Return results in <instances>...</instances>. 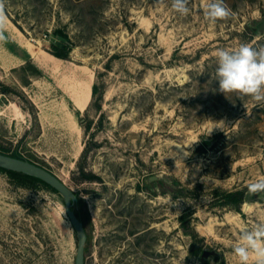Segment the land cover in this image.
<instances>
[{"label": "rangeland", "instance_id": "1", "mask_svg": "<svg viewBox=\"0 0 264 264\" xmlns=\"http://www.w3.org/2000/svg\"><path fill=\"white\" fill-rule=\"evenodd\" d=\"M209 2L0 0V153L78 196L85 264H239L264 222V102L215 74L217 50L264 47V0L215 23ZM78 242L59 192L0 170V264H76Z\"/></svg>", "mask_w": 264, "mask_h": 264}, {"label": "clouds", "instance_id": "2", "mask_svg": "<svg viewBox=\"0 0 264 264\" xmlns=\"http://www.w3.org/2000/svg\"><path fill=\"white\" fill-rule=\"evenodd\" d=\"M168 0H157L159 4H166ZM172 8L181 15L190 11L189 0H170ZM207 18L215 23L218 20H227L232 16L224 0H210L207 5ZM3 15L0 13V23ZM0 39L3 36L0 35ZM215 74L219 91L239 93L248 96L257 103L264 102V47L253 48L241 45L238 50L229 51L219 49L216 52ZM185 156L189 153L185 152ZM264 192V179L250 183L248 194L257 195ZM233 254L239 264H264V222L253 228H243L239 233V242L233 246Z\"/></svg>", "mask_w": 264, "mask_h": 264}, {"label": "water", "instance_id": "3", "mask_svg": "<svg viewBox=\"0 0 264 264\" xmlns=\"http://www.w3.org/2000/svg\"><path fill=\"white\" fill-rule=\"evenodd\" d=\"M60 40L67 42L66 39L61 37ZM0 168L38 178L63 196L66 214L69 217L71 224L75 228L79 240L76 264H85L88 235L85 230V224L83 220L78 216L74 209V205L79 200L78 196L53 173L29 161L0 153ZM246 199L250 200L251 196L248 194Z\"/></svg>", "mask_w": 264, "mask_h": 264}, {"label": "trees", "instance_id": "4", "mask_svg": "<svg viewBox=\"0 0 264 264\" xmlns=\"http://www.w3.org/2000/svg\"><path fill=\"white\" fill-rule=\"evenodd\" d=\"M58 35L59 37L61 38H64L66 40L67 37L65 35L62 34V32H58ZM67 55V54H66ZM57 57H60V58H63V59H66L67 56L65 55H61V54H57L56 55ZM96 85L94 86L93 88V93L95 94L96 92ZM93 95V94H92ZM15 158H18V159H22V157L20 156H14ZM1 171H4L6 173H8L14 180H17L20 184L22 185H27L28 183L29 184H34V183H41L43 185H45L46 187H49L50 189H52L53 191L57 192L55 189H53L52 187H50L48 184H46L45 182H43L42 180L38 179V178H35V177H32V176H28V175H25L23 173H18V172H13V171H8V170H4L2 168H0ZM229 199H233L235 202H242L244 200V193L242 192H234V193H230L228 194L227 196ZM78 216L81 218L80 214L77 213ZM82 219V218H81Z\"/></svg>", "mask_w": 264, "mask_h": 264}]
</instances>
